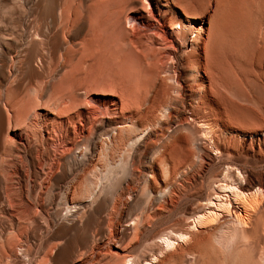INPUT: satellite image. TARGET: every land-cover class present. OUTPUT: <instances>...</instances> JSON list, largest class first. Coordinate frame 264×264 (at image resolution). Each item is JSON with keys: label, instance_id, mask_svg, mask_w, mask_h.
Returning a JSON list of instances; mask_svg holds the SVG:
<instances>
[{"label": "rangeland", "instance_id": "rangeland-1", "mask_svg": "<svg viewBox=\"0 0 264 264\" xmlns=\"http://www.w3.org/2000/svg\"><path fill=\"white\" fill-rule=\"evenodd\" d=\"M124 1L128 9L114 15L110 27L130 34L132 10L138 6L147 10V6L143 0ZM86 3L0 0L2 112L24 108L28 120H41L54 117L46 114L47 110L54 112L73 100L89 107L87 104L95 103L94 98L114 99L119 108L113 118L114 134L98 139L91 158L80 162L69 158L68 152L56 153L57 146L65 142L78 155L84 150L85 139H93L99 117L85 139L50 136L45 128L36 126L25 147H14L8 141L15 131L4 115L0 127V264H123L106 252L119 250L113 246V239L120 234L124 220L138 215L151 197L144 182L149 181L156 193L163 181L179 178L164 175L163 164L154 161L161 152V139L152 137L144 144L147 134L167 125L165 140L180 136L183 142L188 162L180 170L192 172L198 185L204 186L214 175H221L226 161L240 164L237 166L244 174L252 177L264 170V0H178L180 8L172 7L175 12L168 15L174 47L156 38L143 39L148 54L144 71L134 62L128 66L113 55L85 46L90 18L78 15L74 20L63 6L81 9ZM182 8L196 17L203 32L188 25L183 30L175 28L184 18ZM168 50L174 52L165 58L162 53ZM194 67L197 71L191 72ZM203 122L211 125V141L193 131V126ZM180 123L185 125L181 127ZM119 134L128 143L114 149L112 139ZM151 142L155 146L144 157ZM94 160L100 196L91 193L97 183L90 188L85 183ZM33 168L42 170L38 179L40 199L30 191ZM57 178L59 182L55 183ZM74 185L84 192L70 196ZM135 192L138 202L129 197ZM93 195L104 201L100 210L88 213L82 209L79 217H73L77 205L69 202L70 197L73 202L90 197L91 202ZM117 196L121 202L113 210L112 200ZM191 203L181 202L178 211ZM17 207H27L29 213H21ZM56 209L60 213H55ZM71 220L75 228L59 232L63 226H70ZM160 225L156 220L150 229ZM130 238L131 231L124 237V245ZM137 252L143 253L135 248Z\"/></svg>", "mask_w": 264, "mask_h": 264}, {"label": "bare ground", "instance_id": "bare-ground-1", "mask_svg": "<svg viewBox=\"0 0 264 264\" xmlns=\"http://www.w3.org/2000/svg\"><path fill=\"white\" fill-rule=\"evenodd\" d=\"M87 1L88 3L81 5V9L69 8L67 4L63 6L64 12L68 11L71 13L74 20L78 15L79 17L87 15L90 18L91 24L86 32L85 46L113 55L120 63H128V66L134 62L133 64L141 71H144L148 64V54L143 45V39L156 38L164 45L174 47V40L169 33L170 18L168 15L173 13L174 9L172 7L180 8L177 6L178 0H157V2L143 0L146 3L147 10L140 6L132 10L134 15L132 14L131 16L132 33L130 34L121 29L117 32L110 27L112 25V22L110 24L111 18L126 11L128 3L124 0ZM183 10L184 18L176 24L175 28L183 30L188 25L196 28L199 32H203V28L196 20V17L187 14L185 9ZM135 21L138 22V25L135 24ZM199 37L202 38V36ZM172 52L168 50L162 53V56L167 58V55L172 54ZM190 71H197V67L192 68ZM93 100L95 103L87 104L89 107H83L79 101L73 100L66 107L55 109L56 111L54 110V112L47 110L45 113L53 114L54 117L41 120L40 118L38 120L34 118V120H28L29 117L25 115L24 108L21 110L11 108L5 112L0 110V127L4 121V115H6L8 124L15 131L13 136H9L8 142L11 146L20 147L26 144L28 137L32 138L30 133L36 126L45 128L50 136L56 137L64 134L66 136H77L79 140L85 139V133L90 131V127L99 117L100 123L94 126L93 139H85L84 150L78 151V155L70 151L69 145L65 142L62 143L61 141L62 145L57 146L59 149L56 148V151L54 147L56 153L61 150L68 152L69 158L80 162L83 159L91 158L98 139L103 138L104 140L109 137L114 129L113 118L118 114L117 109L119 108L116 100L107 98H94ZM122 118L125 117L123 116ZM128 119L131 122V115H128ZM184 125L181 124L180 126ZM165 127L159 132L147 134L144 137V144L152 137L161 139V152L154 161L163 164L162 171L164 175L167 177L172 175L173 178L177 175L179 178H174L172 182L163 181L160 191L156 193L149 181L144 182L151 197L138 215L132 219L124 220L120 234L116 239H113V246L119 250H115L113 253L106 252L109 258L116 257L123 261V264H264V170L259 171L256 176L252 177L246 173L244 174L242 168L237 166L240 164L234 165L230 161H226L223 162L226 167L221 175H214L209 180H205V183L202 181L205 184L204 186L198 185L195 182V178H193L192 172L182 173L180 170L182 165L188 162L182 151L183 142L181 137L173 136L170 141H166L165 138L168 135L167 129L169 130V126ZM193 131L204 139L212 140V129L208 122L196 124L193 126ZM112 143L114 144V149H118L128 142H125L124 138L119 134L112 139ZM152 143L147 145L146 151L143 153L144 157L154 148L155 145H152ZM96 162L95 160L91 161V169L85 175V183L89 188L94 183H97L98 185H94L92 192H90L100 196L101 189L94 168ZM41 171L33 168L32 172L33 181L30 185V191L35 193L36 199L41 197L40 184L38 182ZM199 175L201 177L202 173H198L197 176ZM57 182H59V178L55 180V183ZM83 192L82 187L76 186V188L70 190V196L76 197ZM94 195V200L91 202L90 197L84 200H77L76 202H73L74 198L71 199L72 197H70L69 202L77 205L74 214L71 215L73 217L76 216L83 212L82 209L88 210V213L98 212L104 201L101 198L99 199V197L98 200ZM132 195L129 197L134 198L138 202L139 195H137V192ZM53 197L54 195L51 194L50 198L53 199ZM183 201L192 202V205L180 212L178 208ZM120 202V196L115 197L112 200V209L116 210ZM13 206L14 204H12ZM17 210L21 213H26L30 209L28 210L27 207L26 209H21L20 207ZM55 213H60V210L56 209ZM128 220H131V223H128ZM156 220L161 225L151 230L152 223ZM73 228H75V222L71 220L70 226H63L59 232L67 233ZM129 231H131V238L124 245V237ZM100 235H103L102 231ZM86 237H88V234H86ZM135 248H139L143 253H134Z\"/></svg>", "mask_w": 264, "mask_h": 264}]
</instances>
